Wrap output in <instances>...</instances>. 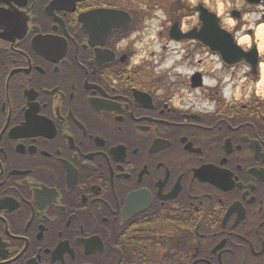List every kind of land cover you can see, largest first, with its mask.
Instances as JSON below:
<instances>
[{
    "label": "flooded vegetation",
    "instance_id": "obj_1",
    "mask_svg": "<svg viewBox=\"0 0 264 264\" xmlns=\"http://www.w3.org/2000/svg\"><path fill=\"white\" fill-rule=\"evenodd\" d=\"M18 1L0 0V264H264V100L227 103L211 72L171 80L123 45L158 2L185 60L258 81L264 34L246 51L219 36L226 60L187 36L186 0Z\"/></svg>",
    "mask_w": 264,
    "mask_h": 264
},
{
    "label": "clouds",
    "instance_id": "obj_2",
    "mask_svg": "<svg viewBox=\"0 0 264 264\" xmlns=\"http://www.w3.org/2000/svg\"><path fill=\"white\" fill-rule=\"evenodd\" d=\"M186 5L188 9L193 11L184 24L183 30L185 32H191L197 24L202 25L199 15L196 14L199 5L206 9L208 14L213 15L217 21V27L242 50L246 51L252 48L254 34H264V0H257L255 7L249 5V0H186ZM234 13H238V15H234ZM154 16L157 18L156 24L154 31L148 37H145L143 41H136V35H139L137 33L123 42L124 46L131 43V46L136 49V54L131 58L133 65L140 64L145 59H152L159 65L156 69L157 72L161 69H171V72H169V79L171 80L177 79V76L173 73L190 80L197 72H211V76L203 78L204 85L214 88L219 84L221 86L220 94L227 103H232L234 99L238 100L241 96L247 99L253 94L264 98V78L258 81L250 80L246 75L251 70L250 65L243 63L239 69L233 68L226 71L224 62L218 55L208 54L205 56L201 53H197L191 61L185 60L186 49L183 44L176 40H161L157 35V33L163 31L162 24L172 23L167 13L160 8L154 12ZM149 40L152 43L145 49V45ZM120 46L117 45V47ZM164 47L168 49V53L167 58L161 64L159 54ZM148 52H155L157 55L149 57ZM259 52L264 55V45L259 46ZM200 61L204 62L200 63ZM233 73H235V76ZM180 92L191 95L187 88L182 87ZM156 95L163 96L164 90L157 89ZM215 108V100H206L203 107L198 110L211 112Z\"/></svg>",
    "mask_w": 264,
    "mask_h": 264
},
{
    "label": "water",
    "instance_id": "obj_3",
    "mask_svg": "<svg viewBox=\"0 0 264 264\" xmlns=\"http://www.w3.org/2000/svg\"><path fill=\"white\" fill-rule=\"evenodd\" d=\"M201 20L203 21L202 28L198 32L193 31L191 34H188L187 36H198V38L201 41H203L205 44L213 45L215 49L221 51L224 58L226 60H229L227 55H226L225 46L220 45L217 41L219 36L223 35L226 37V35L224 34V32H222L217 27L216 19L213 17V15L208 14L207 11L205 10V11H202ZM230 46L233 47L232 45H230ZM238 59L239 58H236L233 61H236Z\"/></svg>",
    "mask_w": 264,
    "mask_h": 264
},
{
    "label": "rangeland",
    "instance_id": "obj_4",
    "mask_svg": "<svg viewBox=\"0 0 264 264\" xmlns=\"http://www.w3.org/2000/svg\"><path fill=\"white\" fill-rule=\"evenodd\" d=\"M156 5V4H155ZM154 26H155V24H154ZM157 35H158V33H157ZM152 42H150V44H151Z\"/></svg>",
    "mask_w": 264,
    "mask_h": 264
}]
</instances>
